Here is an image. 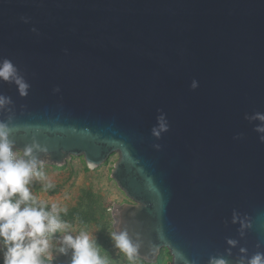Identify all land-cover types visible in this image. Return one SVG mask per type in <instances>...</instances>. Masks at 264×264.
Returning a JSON list of instances; mask_svg holds the SVG:
<instances>
[{
	"label": "water",
	"instance_id": "1",
	"mask_svg": "<svg viewBox=\"0 0 264 264\" xmlns=\"http://www.w3.org/2000/svg\"><path fill=\"white\" fill-rule=\"evenodd\" d=\"M4 61L26 85L0 79L11 151L36 171L117 154L134 258L264 255V0H0Z\"/></svg>",
	"mask_w": 264,
	"mask_h": 264
},
{
	"label": "clouds",
	"instance_id": "2",
	"mask_svg": "<svg viewBox=\"0 0 264 264\" xmlns=\"http://www.w3.org/2000/svg\"><path fill=\"white\" fill-rule=\"evenodd\" d=\"M13 78L23 94L26 85L16 77L14 66L9 61H4L0 64V79ZM255 118L264 121L262 114H257ZM161 128H164L163 123ZM257 130L264 131V127ZM36 169L35 159L14 157L4 126L0 125V239L5 249L2 264H45L41 258L42 254H47V260L51 261L52 257L48 254V235L66 226L58 219L59 211L66 212V208L59 209L56 204H52L49 212L44 210L43 205L37 208L26 203H35L26 185L33 174L40 175ZM16 194L18 199L13 201L12 197ZM22 204L25 205L23 208ZM110 235L115 247L132 261L138 245L133 244L125 232L112 231ZM61 243L73 250L70 264H108V261L100 256L95 241L87 232L81 231L76 236L65 235ZM59 251L65 253L66 248L60 247ZM219 264L224 262L220 261ZM248 264H264V255L256 254Z\"/></svg>",
	"mask_w": 264,
	"mask_h": 264
},
{
	"label": "trees",
	"instance_id": "3",
	"mask_svg": "<svg viewBox=\"0 0 264 264\" xmlns=\"http://www.w3.org/2000/svg\"><path fill=\"white\" fill-rule=\"evenodd\" d=\"M70 163L72 162L69 161ZM84 164V171L89 172V169ZM47 166H41L37 172L39 173L42 168H46ZM55 169H64V167L54 166ZM75 171H71L68 179L65 184H68L75 177ZM65 184H48L40 181H31L26 185L32 194H41L44 193L48 196L59 194L60 190L64 187ZM51 185V187H48ZM18 199V194L12 197V200L15 201ZM28 205L39 208L41 205L44 206L45 211H51V207L32 201L26 202ZM106 199L97 189H93L91 187L83 188L80 190L79 194L73 205L67 207V211H59L58 219L65 223L66 226L57 230L55 233H51L48 236H58L64 228L69 227H77L81 230L89 232L93 230L92 239L95 241V247L98 249L101 257L105 258L108 261V264H171L172 257L170 252L163 248L160 252V255L155 263H147L143 260L133 258L132 261H129L124 253H122L119 249H117L114 245V241L111 239L110 233L113 230V218L112 214L107 211L106 207ZM25 205L22 204L21 207ZM68 251H73L67 245H63ZM4 245L2 239H0V264L3 261V253H4ZM49 254V253H48ZM47 254H42L41 258L45 261V264H59L55 258L51 261L47 260ZM71 258L68 259L67 262L61 264H70Z\"/></svg>",
	"mask_w": 264,
	"mask_h": 264
},
{
	"label": "rangeland",
	"instance_id": "4",
	"mask_svg": "<svg viewBox=\"0 0 264 264\" xmlns=\"http://www.w3.org/2000/svg\"><path fill=\"white\" fill-rule=\"evenodd\" d=\"M12 153L14 157L20 158V152L13 150ZM71 160L72 162L70 163L69 161ZM116 160L117 154H113L101 167L89 170L88 173L84 171L83 157H72L63 166L64 169H55L53 165L44 164L43 166L47 167L42 168L39 172L40 175L37 176L33 174L30 178L31 181L61 185L65 184L71 171L76 172L75 177L71 182L65 184L57 195L48 196L44 193L37 195L31 193V195L36 202L46 204L50 207L52 204H56L59 209H64L74 204L81 189L91 187L95 190L98 189L105 197L107 202L106 206L109 204L118 205L127 202L128 200L123 192L117 188L115 182L110 178V173ZM81 231L84 230L77 227H69L64 228L58 236H48L50 244L48 253L55 258L59 264L67 262L68 259L72 258V251L66 250L65 253H61L59 251V248L63 246L61 240L65 235L76 236ZM87 233H89L91 237L94 235L93 230Z\"/></svg>",
	"mask_w": 264,
	"mask_h": 264
},
{
	"label": "built area",
	"instance_id": "5",
	"mask_svg": "<svg viewBox=\"0 0 264 264\" xmlns=\"http://www.w3.org/2000/svg\"><path fill=\"white\" fill-rule=\"evenodd\" d=\"M113 206L114 205H112V204H109V205L106 206L107 207V211L110 212L111 214H112Z\"/></svg>",
	"mask_w": 264,
	"mask_h": 264
},
{
	"label": "flooded vegetation",
	"instance_id": "6",
	"mask_svg": "<svg viewBox=\"0 0 264 264\" xmlns=\"http://www.w3.org/2000/svg\"><path fill=\"white\" fill-rule=\"evenodd\" d=\"M127 202H129V201H127ZM127 202H126V203H127ZM124 203H125V202H124Z\"/></svg>",
	"mask_w": 264,
	"mask_h": 264
}]
</instances>
